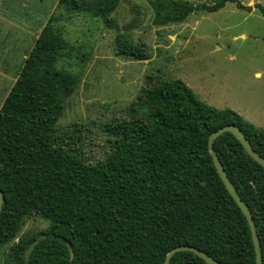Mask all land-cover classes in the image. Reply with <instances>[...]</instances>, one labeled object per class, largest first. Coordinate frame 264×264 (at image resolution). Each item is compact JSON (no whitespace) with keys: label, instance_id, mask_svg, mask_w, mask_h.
<instances>
[{"label":"trees","instance_id":"16d2710c","mask_svg":"<svg viewBox=\"0 0 264 264\" xmlns=\"http://www.w3.org/2000/svg\"><path fill=\"white\" fill-rule=\"evenodd\" d=\"M226 1L150 3L155 23L164 25L183 22L196 10L215 11ZM120 2L57 0V10L87 11L112 26ZM256 6L264 15V6ZM54 19L51 15L39 28L0 107V188L5 197L0 248L16 236L27 216L39 214L51 224L13 244L15 264H162L168 251L182 244L223 264H256L249 221L220 177L208 139L214 130L234 123L264 157V128L231 108L202 101L180 78L149 80L140 94L145 116L107 122L111 149L105 159L88 162L79 146L62 142L58 128L80 76L57 67L71 46ZM116 51L136 60L152 56L144 42L121 34ZM214 147L253 214L264 263V166L230 131L219 135ZM42 233L46 236L26 260L25 250ZM169 264L209 263L180 250Z\"/></svg>","mask_w":264,"mask_h":264},{"label":"rangeland","instance_id":"374dc122","mask_svg":"<svg viewBox=\"0 0 264 264\" xmlns=\"http://www.w3.org/2000/svg\"><path fill=\"white\" fill-rule=\"evenodd\" d=\"M238 1L250 10L228 0L215 11L200 9L183 22L159 25L150 0H121L111 15L112 26H107L87 11H58L57 0H2L1 14L15 17L9 19L11 28H0V58L15 71L0 86V107L23 64V51L27 55L35 44V29L55 15L54 25L71 46L57 67L80 76L58 128L62 142L79 146L88 162L105 159L111 149L107 122L145 116L140 94L149 80L180 78L202 101L231 108L264 128V15L256 6H264V0ZM118 34L144 42L152 56L136 60L117 54ZM50 224L39 214L27 216L16 236L0 248V264H15L13 244Z\"/></svg>","mask_w":264,"mask_h":264},{"label":"water","instance_id":"95a60500","mask_svg":"<svg viewBox=\"0 0 264 264\" xmlns=\"http://www.w3.org/2000/svg\"><path fill=\"white\" fill-rule=\"evenodd\" d=\"M225 131H230L232 132L238 139L239 141L243 144L245 150L256 160L258 161L261 165L264 166V157L262 155H260L252 146V144L249 142V140L247 139V137L245 136V134L243 133L242 129L234 124H226L224 126L219 127L218 129L214 130L208 139V146H209V150L210 153L213 157V161L215 164V167L220 175V177L222 178L223 182L225 183L227 189L229 190V192L231 193L232 197L235 199V201L237 202V204L239 205V207L242 209V211L244 212V214L246 215L250 227H251V232H252V238H253V242H254V247H255V253H256V264H264L263 263V256H262V245H261V241H260V237L258 235V231H257V226H256V222L255 219L253 217V214L249 208V206L242 200V198L240 197V195L238 194L235 186L233 185V183L231 182L230 178L228 177L226 170L220 160V157L214 147V140L221 135L222 133H224ZM5 201V197H4V191L2 188H0V213L2 210V205ZM46 236L45 233L40 234L25 250L24 252V257L26 260L29 259V256L33 250V248L37 245V243ZM180 250H189V251H193L195 252L198 256H200L201 258H203L207 263L209 264H223L220 261H218L217 259H215L213 256H211L208 252L193 246V245H188V244H182V245H176L173 248H171L168 253L166 254V257L163 261L162 264H169L171 257ZM74 256V252L71 250V257Z\"/></svg>","mask_w":264,"mask_h":264},{"label":"crops","instance_id":"0c3cea01","mask_svg":"<svg viewBox=\"0 0 264 264\" xmlns=\"http://www.w3.org/2000/svg\"><path fill=\"white\" fill-rule=\"evenodd\" d=\"M1 3H2V0H0V5H1ZM1 11V10H0ZM14 17L15 16H11V15H8V16H5V15H2L1 14V12H0V28H2V29H6V27H10L11 28V26H10V22H12L11 20H9V19H14ZM41 24H39L38 26H37V28L35 29L36 31L37 30H39V28H41V26H40ZM24 26L25 27H27V28H32L33 29V27L32 26H27L26 24H24ZM43 26V25H42ZM24 27V28H25ZM14 28V27H13ZM16 28H18V27H16ZM34 30V31H35ZM35 31V32H36ZM38 33H35L36 34V36H35V38H37V36H38V34H39V31H37ZM33 35V34H32ZM32 35L30 36V38L32 37ZM242 36L244 37L245 35L244 34H242ZM22 59H23V61H24V59H25V57H26V54H25V50L23 51V53H22ZM15 71V68L13 69V67L11 66V62H5V61H2L1 60V58H0V86L3 84V82L6 80V78H7V76L9 75L10 76V73L12 72V71ZM260 73L259 72H256V75H259ZM14 78V77H13ZM12 79V78H11Z\"/></svg>","mask_w":264,"mask_h":264}]
</instances>
